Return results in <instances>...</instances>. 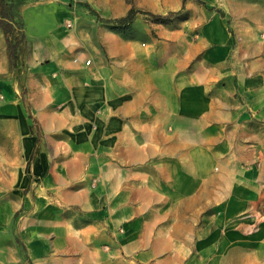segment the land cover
Returning a JSON list of instances; mask_svg holds the SVG:
<instances>
[{"label":"crops","instance_id":"1","mask_svg":"<svg viewBox=\"0 0 264 264\" xmlns=\"http://www.w3.org/2000/svg\"><path fill=\"white\" fill-rule=\"evenodd\" d=\"M130 10L127 25L97 20ZM18 14L24 94L0 29L16 168L0 264H264V0H36Z\"/></svg>","mask_w":264,"mask_h":264},{"label":"trees","instance_id":"2","mask_svg":"<svg viewBox=\"0 0 264 264\" xmlns=\"http://www.w3.org/2000/svg\"><path fill=\"white\" fill-rule=\"evenodd\" d=\"M21 2H15L11 0H0V29L3 32L6 49L8 55V68L9 75L14 74V80L19 81L24 80V75L26 71L25 66V55H26V39L23 32V22L18 11L21 7ZM137 11L130 10L129 13L120 19H100L98 16L97 20L105 24L111 25L112 27L123 26L130 23ZM147 15L151 19L158 22H165L170 17L177 15L178 13L169 12L164 16L153 15L148 12H139ZM12 80L13 79H9ZM22 93H25L23 85L19 83Z\"/></svg>","mask_w":264,"mask_h":264},{"label":"rangeland","instance_id":"3","mask_svg":"<svg viewBox=\"0 0 264 264\" xmlns=\"http://www.w3.org/2000/svg\"><path fill=\"white\" fill-rule=\"evenodd\" d=\"M15 2H21L22 4H28V2H35L36 0H11ZM67 5L69 0H57ZM82 10V9H80ZM8 79H14V74L9 75ZM22 82V79L18 81ZM14 86V84H13ZM6 101L4 97L0 96V103ZM14 102V100H13ZM14 118V117H13ZM11 116L0 117V196L4 194V200H14V120ZM1 245H15L14 236L10 230L1 232L0 234ZM16 264V263H14Z\"/></svg>","mask_w":264,"mask_h":264},{"label":"built area","instance_id":"4","mask_svg":"<svg viewBox=\"0 0 264 264\" xmlns=\"http://www.w3.org/2000/svg\"><path fill=\"white\" fill-rule=\"evenodd\" d=\"M74 62H77V60L75 59ZM85 64L86 65L89 64V61H86Z\"/></svg>","mask_w":264,"mask_h":264}]
</instances>
